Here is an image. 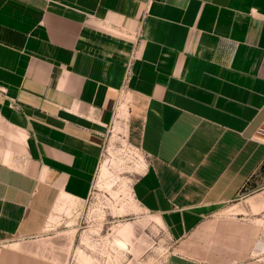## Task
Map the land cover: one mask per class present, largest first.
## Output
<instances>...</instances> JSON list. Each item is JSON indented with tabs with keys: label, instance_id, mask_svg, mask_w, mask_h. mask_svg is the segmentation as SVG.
I'll list each match as a JSON object with an SVG mask.
<instances>
[{
	"label": "crops",
	"instance_id": "0c3cea01",
	"mask_svg": "<svg viewBox=\"0 0 264 264\" xmlns=\"http://www.w3.org/2000/svg\"><path fill=\"white\" fill-rule=\"evenodd\" d=\"M132 52L118 117L164 264H264V0H0V264L65 263L50 216L88 192Z\"/></svg>",
	"mask_w": 264,
	"mask_h": 264
},
{
	"label": "rangeland",
	"instance_id": "374dc122",
	"mask_svg": "<svg viewBox=\"0 0 264 264\" xmlns=\"http://www.w3.org/2000/svg\"><path fill=\"white\" fill-rule=\"evenodd\" d=\"M128 100L119 89L88 192L60 196L50 216L51 234L66 238L64 264H164L176 245L174 230L145 205L148 155L118 117Z\"/></svg>",
	"mask_w": 264,
	"mask_h": 264
},
{
	"label": "built area",
	"instance_id": "2783aa9c",
	"mask_svg": "<svg viewBox=\"0 0 264 264\" xmlns=\"http://www.w3.org/2000/svg\"><path fill=\"white\" fill-rule=\"evenodd\" d=\"M135 52H132L130 55V59L128 64L126 65L125 72H124V77L121 85V90L122 91H127L129 92L130 90V84L133 78V64H134V59H135Z\"/></svg>",
	"mask_w": 264,
	"mask_h": 264
},
{
	"label": "bare ground",
	"instance_id": "6f19581e",
	"mask_svg": "<svg viewBox=\"0 0 264 264\" xmlns=\"http://www.w3.org/2000/svg\"><path fill=\"white\" fill-rule=\"evenodd\" d=\"M260 244H262V245H263V243H260Z\"/></svg>",
	"mask_w": 264,
	"mask_h": 264
}]
</instances>
